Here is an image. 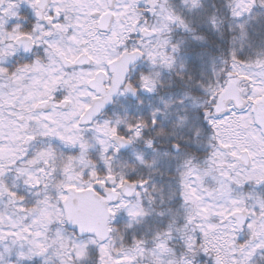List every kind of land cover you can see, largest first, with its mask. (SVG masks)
I'll list each match as a JSON object with an SVG mask.
<instances>
[{"label": "snow or ice", "instance_id": "1", "mask_svg": "<svg viewBox=\"0 0 264 264\" xmlns=\"http://www.w3.org/2000/svg\"><path fill=\"white\" fill-rule=\"evenodd\" d=\"M0 264H264V0H0Z\"/></svg>", "mask_w": 264, "mask_h": 264}]
</instances>
